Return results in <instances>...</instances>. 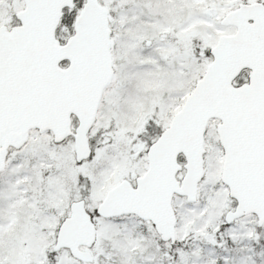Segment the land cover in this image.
Segmentation results:
<instances>
[{
  "label": "snow or ice",
  "instance_id": "1",
  "mask_svg": "<svg viewBox=\"0 0 264 264\" xmlns=\"http://www.w3.org/2000/svg\"><path fill=\"white\" fill-rule=\"evenodd\" d=\"M0 264H264V0H0Z\"/></svg>",
  "mask_w": 264,
  "mask_h": 264
}]
</instances>
